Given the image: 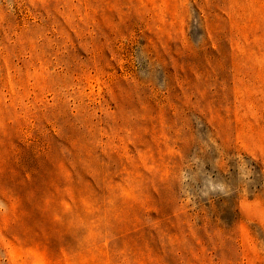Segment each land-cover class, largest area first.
Returning a JSON list of instances; mask_svg holds the SVG:
<instances>
[{"label":"rangeland","instance_id":"rangeland-1","mask_svg":"<svg viewBox=\"0 0 264 264\" xmlns=\"http://www.w3.org/2000/svg\"><path fill=\"white\" fill-rule=\"evenodd\" d=\"M0 264H264V0H0Z\"/></svg>","mask_w":264,"mask_h":264}]
</instances>
